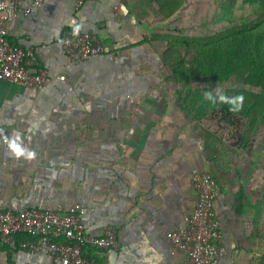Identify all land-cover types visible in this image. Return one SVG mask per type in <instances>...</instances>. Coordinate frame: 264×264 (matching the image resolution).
<instances>
[{
  "label": "crops",
  "instance_id": "crops-1",
  "mask_svg": "<svg viewBox=\"0 0 264 264\" xmlns=\"http://www.w3.org/2000/svg\"><path fill=\"white\" fill-rule=\"evenodd\" d=\"M147 7L88 0L76 10L74 0H49L3 24L52 82L33 91L0 81V210L78 204L89 235L116 229L108 264H183L168 233L196 206L194 176L209 173L219 185L220 264H264L262 147L206 144L208 133L196 129L168 79L163 43L146 30ZM77 26L97 34L107 52L70 64L59 37ZM9 142L35 155L16 156ZM0 264L57 263L45 253L0 250Z\"/></svg>",
  "mask_w": 264,
  "mask_h": 264
},
{
  "label": "built area",
  "instance_id": "built-area-1",
  "mask_svg": "<svg viewBox=\"0 0 264 264\" xmlns=\"http://www.w3.org/2000/svg\"><path fill=\"white\" fill-rule=\"evenodd\" d=\"M49 0H0V81L39 91L52 82L38 66L32 49L13 45L3 27L17 17H28ZM88 0H74L79 10ZM69 28L59 40L72 65L107 52L101 38L93 33ZM64 80L63 76L58 77ZM197 202L182 226L168 233L174 253L184 256L183 264H220L226 252L221 244L220 223L213 209L219 185L209 173L193 178ZM84 208L19 211L0 210V250L45 253L57 264H108L104 252L116 244L117 231L109 226L102 236L87 233L82 221Z\"/></svg>",
  "mask_w": 264,
  "mask_h": 264
},
{
  "label": "rangeland",
  "instance_id": "rangeland-1",
  "mask_svg": "<svg viewBox=\"0 0 264 264\" xmlns=\"http://www.w3.org/2000/svg\"><path fill=\"white\" fill-rule=\"evenodd\" d=\"M142 1L148 6L145 10L141 8L140 12L144 16L146 30L150 32L152 40L163 43L167 58L172 61H191L196 57V49L203 44L222 41L224 45L228 39L223 38L228 35L232 37V34L242 30L258 27L257 31L264 33V23L260 25L264 18V0ZM243 69L245 72L246 68ZM179 70L184 74V79L179 78L178 81L183 101L190 104L194 102L192 110L200 109L202 112L193 116L196 129L206 131L210 137H214L213 142L222 146L241 144L248 151L262 147L260 154L264 161V90L246 84L244 73L234 75L227 81H219L211 77L190 76L183 67ZM166 72L171 80L169 63ZM208 93L212 94L214 101L205 98ZM235 93L245 97V103L257 98L263 108L257 111L256 118L233 116L232 112L223 109L226 104L230 105ZM221 95L227 100L221 101Z\"/></svg>",
  "mask_w": 264,
  "mask_h": 264
},
{
  "label": "trees",
  "instance_id": "trees-1",
  "mask_svg": "<svg viewBox=\"0 0 264 264\" xmlns=\"http://www.w3.org/2000/svg\"><path fill=\"white\" fill-rule=\"evenodd\" d=\"M263 21L264 18L260 25L264 23ZM257 29L258 27L249 30L250 32L242 30L232 34L234 35L232 37L228 35L223 38V40L228 39V41H224V45H222V41L203 44L202 47L196 49V57L188 62L185 59L172 61L167 58L168 54L165 52L164 61L166 65L170 64L171 80L178 83L179 78L184 79V74L179 70L180 67L187 69L190 76L197 78L211 77L219 81H227L234 75L244 73L243 78L246 84L264 90V33H259ZM244 67L246 68L245 72H243ZM178 96L182 98L181 90H178ZM238 97H241L240 94L235 93L229 103L230 105L226 104L223 109L232 112L233 116H252V119H254L253 117L256 118L257 111L263 108L258 104L257 98L251 99L248 103H245L243 99V103L238 110H233L236 107L234 102L238 101ZM193 105L194 102L190 104L185 100L183 101L182 98V106L187 113L195 115L196 113H202L200 109L193 111ZM209 138L206 139V144L214 137L209 136Z\"/></svg>",
  "mask_w": 264,
  "mask_h": 264
},
{
  "label": "clouds",
  "instance_id": "clouds-1",
  "mask_svg": "<svg viewBox=\"0 0 264 264\" xmlns=\"http://www.w3.org/2000/svg\"><path fill=\"white\" fill-rule=\"evenodd\" d=\"M78 30H79V26H77L76 31L78 32ZM205 98H206L207 100H212V101H214V97L212 96L211 93H208V94L206 95ZM219 99H220L221 101H226V100H227V98L224 97V96H222V95L219 97ZM243 99H244V98H243L242 96H241V97H238V101H237V102H234V103H236V107L233 108V110H238L239 106L242 105V103H243ZM7 147H8V148L13 152V154L16 155V156H22V155H25V153L27 152L26 149H23L20 145H17V144H15L14 142H9L8 145H7ZM34 155H35L34 152H27V156H28L29 158L33 157Z\"/></svg>",
  "mask_w": 264,
  "mask_h": 264
}]
</instances>
